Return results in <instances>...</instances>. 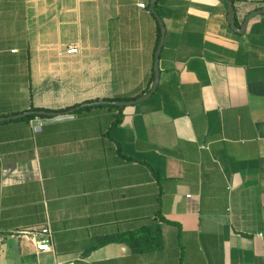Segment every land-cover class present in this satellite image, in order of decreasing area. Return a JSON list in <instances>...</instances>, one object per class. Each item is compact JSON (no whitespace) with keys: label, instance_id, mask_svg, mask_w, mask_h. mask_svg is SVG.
Wrapping results in <instances>:
<instances>
[{"label":"crops","instance_id":"1","mask_svg":"<svg viewBox=\"0 0 264 264\" xmlns=\"http://www.w3.org/2000/svg\"><path fill=\"white\" fill-rule=\"evenodd\" d=\"M150 1L0 0V117L78 104L0 119V264H264V0H155L95 102Z\"/></svg>","mask_w":264,"mask_h":264},{"label":"trees","instance_id":"2","mask_svg":"<svg viewBox=\"0 0 264 264\" xmlns=\"http://www.w3.org/2000/svg\"><path fill=\"white\" fill-rule=\"evenodd\" d=\"M223 1H225V0H223ZM232 2H234V0H232ZM153 76H154V73L152 74V80H153ZM102 100H105V101L111 103V101L117 100V99L116 98H102ZM120 100H122V99H120ZM77 105L78 104L71 105L69 107L56 109L54 111L58 114H64V113L68 112L70 109L76 107ZM113 105H115V104H113ZM115 106L121 108V106H118V105H115ZM29 110H32V111L33 110L52 111L51 109L37 108V107H30ZM26 117L33 118V117H35V114L28 113V114H26ZM119 121H120V116H117L115 118L113 124H116ZM111 240H119V241L126 242L131 247V249L134 251H144L147 249L156 248V247L160 246L162 243L161 231H160V227L158 224H154V225H152L150 227H146V228H141L137 231L119 234V235H115L112 237H106V238L102 239L100 242L104 243V242H108ZM98 244H100V243H98Z\"/></svg>","mask_w":264,"mask_h":264},{"label":"water","instance_id":"3","mask_svg":"<svg viewBox=\"0 0 264 264\" xmlns=\"http://www.w3.org/2000/svg\"><path fill=\"white\" fill-rule=\"evenodd\" d=\"M225 2H226V5H227V18H228V21L231 24V26L235 29V24H234L233 18H232L233 2H232V0H225ZM154 4H155V0H151L150 1V10L155 14ZM254 12H256V13L264 12V8L257 9ZM155 16L157 18V21H158L160 29H161V36H160V40H159L158 46L156 48V51L154 53V64H153L154 78H153L152 87L147 93H145V94H143V95H141V96H139V97H137V98H135L133 100H113L112 102L117 104V105H129V104L137 103V102H139L141 100H144V99L148 98L153 93V91L156 89V86H157V83H158V78H159L157 63H158V56H159V53H160V49H161V46H162V43H163L164 25H163L161 19L156 14H155ZM248 17H249V15H246V17L244 19V22L241 25V28H240L241 32L244 31V29H245V25H246ZM95 102H104V100H98V101H95ZM71 111H72V109H70V112ZM28 113H33L35 115H48V116H60V117H68L71 114L69 112L64 113V114H58L55 111H43V110H33L32 111V110H28V111H23L21 113H18V114L12 115V116L0 117V119L14 118V117L26 115Z\"/></svg>","mask_w":264,"mask_h":264},{"label":"built area","instance_id":"4","mask_svg":"<svg viewBox=\"0 0 264 264\" xmlns=\"http://www.w3.org/2000/svg\"><path fill=\"white\" fill-rule=\"evenodd\" d=\"M139 5L144 6L143 3ZM76 51L77 47L74 45H69L66 49L67 53H74ZM186 196H189V194ZM26 234L29 236L37 252H45L52 249V232L49 226L46 225L37 230L27 231Z\"/></svg>","mask_w":264,"mask_h":264}]
</instances>
